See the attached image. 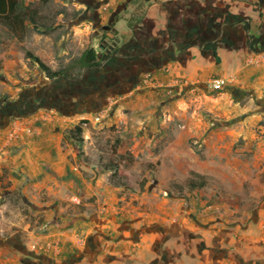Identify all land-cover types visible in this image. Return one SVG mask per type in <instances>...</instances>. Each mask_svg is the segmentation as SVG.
Wrapping results in <instances>:
<instances>
[{"label":"crops","instance_id":"1","mask_svg":"<svg viewBox=\"0 0 264 264\" xmlns=\"http://www.w3.org/2000/svg\"><path fill=\"white\" fill-rule=\"evenodd\" d=\"M90 1L83 3L84 28L112 26L107 36L114 48L99 46V66L78 80L43 82L41 99L55 98L56 113H32L8 125L0 119V184L23 194L35 212L56 214L45 222L46 233L28 234L29 245L13 244L0 264H31L40 256L43 264H264V199L239 216L256 200L239 206L234 197L246 180L261 185L264 172V64L247 61L264 51V0ZM123 10L132 15L130 26L128 15L114 20ZM214 78L232 82L213 91L207 82ZM105 105L109 113L93 119V127L121 129L118 155L157 164L154 178L140 181L145 190L119 198L120 207L109 195L110 171L88 121L80 142L68 137ZM16 125L31 132L11 139ZM193 174L231 194L162 190ZM77 190L82 205L96 198V209L66 215L48 208Z\"/></svg>","mask_w":264,"mask_h":264},{"label":"rangeland","instance_id":"2","mask_svg":"<svg viewBox=\"0 0 264 264\" xmlns=\"http://www.w3.org/2000/svg\"><path fill=\"white\" fill-rule=\"evenodd\" d=\"M24 1L27 4L34 3L36 5L37 26L41 32H36L29 26L23 38L19 40L0 25V119L2 122H8L7 125L13 122H20L22 118L36 112L43 114L56 113L55 109L51 106H56L57 100L52 98L53 101L51 100L47 103L41 98L47 97L43 84L49 83L53 87H57L56 81L58 80L47 79L37 65L26 57V52L37 56L49 69L59 70L64 68L72 59H77L86 49L92 47L96 50L99 46H106L109 42L108 34H105L101 27L93 30L91 27L85 29L83 26L82 21L87 19V15L84 13L86 6L83 3L89 4L91 3L90 0ZM117 7V5L115 7L112 5L110 15L116 14ZM134 12L133 14H136ZM126 15L129 16L127 21L130 22V16L132 15L125 10L118 13L116 19L122 20ZM118 28H121V25H118ZM94 38H97V40ZM52 94L53 96L55 95V93ZM94 117V115L90 116V122L88 119L84 120L88 121L86 128H89L91 137L96 139L97 147L103 152L102 157L105 159V163H115L119 167H122L126 173L122 186L114 187L112 184L109 186L110 197L112 196L116 200V205L120 207L122 201H128L131 194H140L145 190L141 187L140 181L147 179V177L154 178L157 164L150 162L151 164L148 165V160H145L143 156L138 157V160L141 159L138 161L130 159L128 155H118L117 150L120 144L117 140L119 139V131L121 129L115 126L100 128L96 125L93 127L91 121H93ZM192 145L198 147L199 151H201V147L198 144L193 143ZM241 157L244 158V156ZM89 159L93 161L90 157ZM260 170L259 168L258 171ZM262 175V172L258 175L261 185L256 183L249 185V182L246 180L243 184V193L241 195H234L238 199L239 206L244 205L245 201L256 200L252 205L240 208L239 216L242 212L252 211L253 208L259 205L257 202L264 199L262 193L264 190V178H262ZM208 179L204 188L196 191V194L191 195L207 198L208 196L211 198H224L231 194L228 190L222 187L219 188V185L215 186L213 178ZM183 181L181 180L179 187L173 184L169 188H163L162 190L164 192L167 191L168 194L173 193L178 196H186L190 190L185 188V182ZM9 186L10 184L8 183L0 184L1 261L10 258L9 248L13 244H18L21 239L22 242L29 245L31 238L28 234L32 232L33 235L41 232L46 233L47 223L45 224V222L52 223L56 217V214L51 211V213L35 212V206L24 199L23 194L20 192H9ZM81 193L77 190L75 193L68 194L69 198L73 196L77 197L80 201L79 204L70 202L68 199L61 204L52 202L48 204V208L51 209L56 205L62 208L61 213H65L66 215H72V213L79 211V209L88 212L96 209L94 208L97 205V202H95L96 198L84 200L86 201L84 203H90V206L82 205V200L79 197ZM122 197L125 200L120 201L119 198ZM57 217L59 218V216ZM57 220L58 222L61 221ZM25 229L28 231L25 232ZM35 264L40 263L35 262Z\"/></svg>","mask_w":264,"mask_h":264},{"label":"trees","instance_id":"3","mask_svg":"<svg viewBox=\"0 0 264 264\" xmlns=\"http://www.w3.org/2000/svg\"><path fill=\"white\" fill-rule=\"evenodd\" d=\"M37 8L34 3H25L24 0H0V25H2L11 35H14L17 39L21 40L27 31V28H31L36 32H41L37 26ZM115 16V21H116ZM131 22H128L130 26ZM107 29L104 30L105 34L113 35L114 30L112 26L107 25ZM107 46H103L107 49ZM26 57L32 60L39 70L45 74L47 79H67V80H78L80 79L83 72L87 69L96 68L99 66L97 51L90 47L86 49L77 59H72L64 68L59 70L49 69L37 56L30 52L25 53ZM86 120H80L76 125L68 130V137L74 142H80L82 135V127L86 124ZM110 175L108 181L115 187L122 186L124 183V177L126 173L123 171L122 167H119L115 163L106 164ZM193 174V178L186 181L185 187L192 191L195 189H201L205 185L204 181L199 177L196 178ZM264 178V172L262 175Z\"/></svg>","mask_w":264,"mask_h":264},{"label":"built area","instance_id":"4","mask_svg":"<svg viewBox=\"0 0 264 264\" xmlns=\"http://www.w3.org/2000/svg\"><path fill=\"white\" fill-rule=\"evenodd\" d=\"M247 61L248 63L250 64H264V51L263 52H258L256 54H253V55H250L247 57ZM143 80L150 83V84H153V85H157L155 83V81H153L151 79V77L149 75H145L143 77ZM230 82H232V79H224V78H214V79H210L208 82H207V86L209 89L213 90V91H216V90H219L223 87H225L226 85H228ZM174 85H176V82H172L170 83L168 86H167V90H170L169 88L173 87ZM110 111V106L108 105H105L104 107H102L98 112L97 114L95 115V118L94 120L96 122H99L102 118L106 117V115L109 113ZM20 131H26L28 133L31 132V129L29 127H24V126H18L16 125L14 127V129L12 130L11 134L9 135L11 139H18L19 137V133ZM71 202H74V203H79L80 201L77 199V197H72L70 199Z\"/></svg>","mask_w":264,"mask_h":264},{"label":"flooded vegetation","instance_id":"5","mask_svg":"<svg viewBox=\"0 0 264 264\" xmlns=\"http://www.w3.org/2000/svg\"><path fill=\"white\" fill-rule=\"evenodd\" d=\"M126 2L129 3L130 1H129V0H126ZM90 4H92V2H91ZM107 27H108V26L106 25L104 29H102V28H101V29L104 31V30L107 29ZM113 43H114V41H113V38H112V39H110L109 42L107 43V45H108L107 47H110V48H111V46L113 45ZM27 251H28V250H27ZM29 253H30V251H29ZM42 260H43V257L40 256V257L37 258L35 261L31 262V264H35V262H39L40 264H43V263H42ZM65 261H67V263H68V259H66ZM70 261H71V260H70ZM48 262L51 263L50 261H48ZM51 264H52V263H51Z\"/></svg>","mask_w":264,"mask_h":264},{"label":"water","instance_id":"6","mask_svg":"<svg viewBox=\"0 0 264 264\" xmlns=\"http://www.w3.org/2000/svg\"><path fill=\"white\" fill-rule=\"evenodd\" d=\"M114 46H115V43H113V45L111 46V48H114Z\"/></svg>","mask_w":264,"mask_h":264}]
</instances>
